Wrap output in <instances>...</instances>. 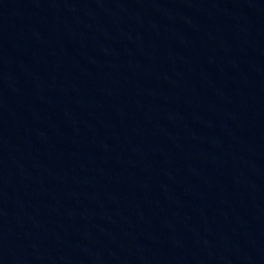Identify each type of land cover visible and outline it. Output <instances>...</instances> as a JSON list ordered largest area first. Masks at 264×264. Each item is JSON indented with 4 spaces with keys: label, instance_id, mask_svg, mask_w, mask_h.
Here are the masks:
<instances>
[{
    "label": "water",
    "instance_id": "95a60500",
    "mask_svg": "<svg viewBox=\"0 0 264 264\" xmlns=\"http://www.w3.org/2000/svg\"><path fill=\"white\" fill-rule=\"evenodd\" d=\"M0 264H264V0H0Z\"/></svg>",
    "mask_w": 264,
    "mask_h": 264
}]
</instances>
